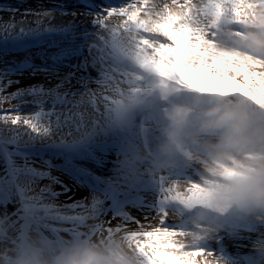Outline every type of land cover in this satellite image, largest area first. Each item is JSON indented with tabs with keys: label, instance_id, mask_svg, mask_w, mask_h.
Listing matches in <instances>:
<instances>
[{
	"label": "rangeland",
	"instance_id": "1",
	"mask_svg": "<svg viewBox=\"0 0 264 264\" xmlns=\"http://www.w3.org/2000/svg\"><path fill=\"white\" fill-rule=\"evenodd\" d=\"M132 2L0 0V264H21L24 244L29 249L24 264H63L56 261L52 236L37 234L36 228L63 229L67 218H81L86 200L69 197L76 185L103 196L97 202L103 201L107 210L94 216L101 223L89 241L104 229L107 246L99 252L93 245L81 248L79 239L87 236L63 233L73 256L90 254L98 264H129L123 254L128 248L139 264L125 237L157 225L167 212L166 226L183 230L181 242L205 249L209 264H264V231H259L264 204L227 196L181 206L162 198L163 187L186 192L188 180H195L204 188L220 189L219 181L226 180L217 175L222 169L245 172L255 142L264 138V125L253 121L247 132L239 133L219 119L220 100L140 67L135 34L125 33L118 17L96 27L85 20L64 26L54 19L59 14L107 16L106 9ZM235 30L221 24L218 45L235 47L237 41L229 35ZM73 31L83 37L75 38ZM244 32L240 43L264 54V47L252 44L264 39V26L254 22ZM75 55L79 63L71 66ZM85 108L87 117L81 114ZM60 117L63 127L36 130L39 122L51 127ZM16 118L20 123L13 125ZM233 137L249 147L241 148L239 158L227 166L216 153ZM107 186L128 196L120 211L110 209ZM114 225L124 227L114 232Z\"/></svg>",
	"mask_w": 264,
	"mask_h": 264
},
{
	"label": "snow or ice",
	"instance_id": "2",
	"mask_svg": "<svg viewBox=\"0 0 264 264\" xmlns=\"http://www.w3.org/2000/svg\"><path fill=\"white\" fill-rule=\"evenodd\" d=\"M105 11L106 23L118 17L123 31L135 34V59L140 67L202 95L235 99L264 114V54L240 43L245 27L254 22L264 26V0H133L120 9ZM221 24L238 29L229 33L237 41L235 47L218 45ZM252 44L264 47V39H253ZM18 123L19 118L12 120L13 125ZM254 173L253 168L240 174L224 168L217 175L235 181L238 193L247 196L258 183ZM188 181L191 187L186 192L163 187V200L199 206L216 199V185L204 188L195 180ZM160 216L157 225L150 223L125 237L137 252L139 264H209L205 249L181 242L183 230L166 226L167 212ZM137 228H141L139 223Z\"/></svg>",
	"mask_w": 264,
	"mask_h": 264
},
{
	"label": "clouds",
	"instance_id": "3",
	"mask_svg": "<svg viewBox=\"0 0 264 264\" xmlns=\"http://www.w3.org/2000/svg\"><path fill=\"white\" fill-rule=\"evenodd\" d=\"M217 99L221 101L217 109L219 119L234 126L237 132L242 134L247 132L253 121H262L260 124L264 125V114L255 113L248 105L235 99ZM248 147V144H244L240 139L233 137L217 149L216 155L222 164L230 166L233 159L239 158V150L241 148L247 150ZM253 152V158L246 161L248 167L255 169L253 175L258 177V183L253 187V193L247 196L240 195L236 190L235 181L222 179L219 182L225 187L218 189L217 200H223L228 195H231L235 198L249 199L253 202L264 204V138L255 142ZM228 189H231V192ZM196 211L205 210L198 209ZM123 254L128 259L129 264H136L135 255L132 250L125 248ZM63 264H98V261L96 255L81 254L80 256L67 258L63 261Z\"/></svg>",
	"mask_w": 264,
	"mask_h": 264
},
{
	"label": "bare ground",
	"instance_id": "4",
	"mask_svg": "<svg viewBox=\"0 0 264 264\" xmlns=\"http://www.w3.org/2000/svg\"><path fill=\"white\" fill-rule=\"evenodd\" d=\"M51 1V0H49ZM106 18L107 16L105 15H100L98 13L95 14H86L84 15L82 18H78V17H71L69 15H64V14H59L54 16V19L59 21V23L63 24L64 26L66 25H71V22H73V20H75L76 22L79 23V21H83L85 20V22H91V24L89 26H101V25H106L108 24L110 21H108L106 23ZM77 27V26H76ZM79 27V26H78ZM19 29V28H18ZM76 34H73V36L75 38L79 37L82 38L83 37V33H79L76 31H73ZM93 41L98 42L99 41V37H97L96 35H93ZM70 65H74L75 63L78 64L79 63V59L78 57L75 55L73 57H71L70 61H69ZM80 99H83V96L80 97ZM84 111H82V115H85L86 117L89 115V110L87 108L83 109ZM85 117V118H86ZM50 122H39V124L36 126V130H40L41 128H58L59 126L63 127L64 124H66L62 118H59L58 122L52 121L51 122V127L48 125ZM0 124L3 125V121H0ZM48 125V126H43V125ZM32 135H35L34 132ZM47 136V135H46ZM48 137V136H47ZM102 160H104V158H102ZM70 192H72L73 194H69V197L71 200L78 202V200H86V212L83 213V215L81 216V218H67L65 225H67L65 227V229L68 230H73V232L76 235H79V237L83 236H88L94 229L97 228V225H100L101 222L96 223V217H94L97 213H100L101 211L107 210V205L104 204V202H100L98 203L97 201L101 198L103 199V196H99L96 193H92V192H88L84 189L79 187L78 185L74 186V187H70ZM122 198V197H121ZM82 206V205H81ZM85 206V205H84ZM121 216H124L121 214ZM121 216H119V218H121ZM111 218L116 219V216H110ZM125 218V217H124ZM108 220V219H107ZM115 220L110 219L111 224L114 223ZM147 222V221H144ZM122 227H124L123 225H114L112 226V229L114 232H118L119 229H122ZM72 232V233H73ZM106 230L102 229L97 235L96 237H94V239L92 240V243L90 244V246L93 245V247H95V249L99 252L101 250L102 246L106 245ZM24 234V231H23ZM86 241V240H84ZM107 246V245H106Z\"/></svg>",
	"mask_w": 264,
	"mask_h": 264
}]
</instances>
